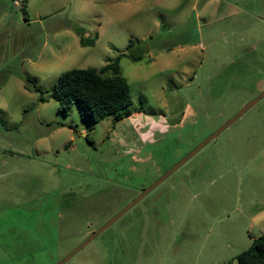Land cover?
<instances>
[{
  "label": "rangeland",
  "instance_id": "rangeland-1",
  "mask_svg": "<svg viewBox=\"0 0 264 264\" xmlns=\"http://www.w3.org/2000/svg\"><path fill=\"white\" fill-rule=\"evenodd\" d=\"M130 41L128 114L59 112ZM263 90L264 0H0V264H56ZM262 233L264 97L65 264H237Z\"/></svg>",
  "mask_w": 264,
  "mask_h": 264
},
{
  "label": "trees",
  "instance_id": "trees-1",
  "mask_svg": "<svg viewBox=\"0 0 264 264\" xmlns=\"http://www.w3.org/2000/svg\"><path fill=\"white\" fill-rule=\"evenodd\" d=\"M76 34L81 46L93 44L84 39L81 30ZM146 49V44L130 41L124 52L107 59L100 69L73 68L62 72L50 92V97L58 103L59 112L66 115L73 104H78L93 123H99L108 116L115 117V121L120 120L128 114L126 109L132 100L118 62L122 57L138 62ZM236 261L237 264H264V233L252 240L250 246L236 256Z\"/></svg>",
  "mask_w": 264,
  "mask_h": 264
},
{
  "label": "water",
  "instance_id": "water-1",
  "mask_svg": "<svg viewBox=\"0 0 264 264\" xmlns=\"http://www.w3.org/2000/svg\"><path fill=\"white\" fill-rule=\"evenodd\" d=\"M263 97H264V90L256 98L245 104L243 108L239 112H237L233 117H231L228 120H225V122L219 128H217L212 134H210L207 138H205L202 142H200L195 148H193L190 152H188L185 156H183L177 163H175L173 166L167 169V171L164 172L158 179H156L150 186L143 189L137 197H134V199L131 202H129L124 208H122L118 213H116L113 217L109 218L108 221H106L97 230L89 234L85 238L83 243L77 246L73 251L67 254L62 260H60L56 264H65L67 261H69L74 255H76L79 251H81L92 240L98 237L102 232H104L118 219H120L126 212H128L133 206H135L138 202H140L152 190H154L163 181H165L168 177H170L177 169H179L195 154L201 151L208 143L216 139L223 131H225L231 124H233L236 120L242 117L251 107H253Z\"/></svg>",
  "mask_w": 264,
  "mask_h": 264
},
{
  "label": "built area",
  "instance_id": "built-area-1",
  "mask_svg": "<svg viewBox=\"0 0 264 264\" xmlns=\"http://www.w3.org/2000/svg\"><path fill=\"white\" fill-rule=\"evenodd\" d=\"M22 3H23V0H14L15 5L22 4Z\"/></svg>",
  "mask_w": 264,
  "mask_h": 264
}]
</instances>
